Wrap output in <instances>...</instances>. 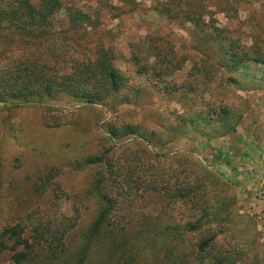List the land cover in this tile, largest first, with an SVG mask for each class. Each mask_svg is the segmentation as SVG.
<instances>
[{
	"label": "rangeland",
	"instance_id": "rangeland-1",
	"mask_svg": "<svg viewBox=\"0 0 264 264\" xmlns=\"http://www.w3.org/2000/svg\"><path fill=\"white\" fill-rule=\"evenodd\" d=\"M99 1L65 0L71 10L53 29L75 57L109 49L131 102L110 109L60 95L0 103V264H215L211 227L230 264H264V0ZM210 37L219 38L217 51ZM22 51L15 49L17 59ZM143 65L148 75L139 73ZM167 69L173 74L161 75ZM133 87L141 88L136 99ZM123 124L138 128L111 141ZM141 135L147 140L132 157L147 145L190 158L160 161L168 173L186 170L191 182L206 184L203 230L185 226L200 217L199 205L146 193L124 204L105 240L87 245L98 200L87 193L95 168L82 163L105 149L120 158ZM27 242L35 248L19 263Z\"/></svg>",
	"mask_w": 264,
	"mask_h": 264
},
{
	"label": "trees",
	"instance_id": "trees-1",
	"mask_svg": "<svg viewBox=\"0 0 264 264\" xmlns=\"http://www.w3.org/2000/svg\"><path fill=\"white\" fill-rule=\"evenodd\" d=\"M70 7L72 6L67 5L65 0H0V103L12 102L15 106H20L32 99H57L60 95L85 99L88 103L99 104L110 109H115L117 104L131 102L130 96L125 94L129 85L114 65L115 57L109 49L95 46L91 48L93 49L91 53L83 57H75L68 53L72 50L69 45L58 41L60 32L53 29V21L55 22V18L64 12H70ZM72 21L75 28L78 20L72 19ZM193 23L197 25L195 21ZM207 42H212L209 46L214 51L220 47L219 38L210 37ZM18 46L23 47L22 59H17L14 55ZM32 48L46 53L47 60L33 57L31 51L27 52ZM138 70L141 75L149 74L145 73L144 65ZM167 70L161 75L173 74L170 69ZM131 89L135 95L134 98L139 97L141 88ZM136 128L138 126L123 124L118 129L119 133L111 132L109 139L114 141V138H118L120 134L130 135ZM141 136L138 141L133 139L124 144L126 149L120 158L105 149L82 163L95 168L87 193L98 200V210L90 227L92 229L85 236L87 245L94 241L105 240L107 234L117 229V217L121 216L120 211L124 204L128 202L129 204L125 205H131L134 196L138 198L146 193L162 196L168 205H184L190 210L199 205L200 217L197 221H187L185 226L187 232L203 230L205 223H200V220L210 214L206 184L200 180L191 182L190 173L186 170L168 173L160 161L163 158L168 160L173 157L174 159L184 158V161L188 163L190 158L182 153L174 156L154 153L147 145L140 148L143 152L142 156L132 157L134 154L132 148L136 146V143H144L147 140L146 135ZM116 143L119 142L116 141ZM128 150L131 152L129 153ZM225 157L221 156L227 165H231L229 156ZM82 164H75L74 167L79 168ZM200 169L202 172L200 178H202L207 173V169L202 166ZM210 230L214 242L209 248L211 251L213 247V253H210L213 254L215 264H230L232 259L226 251L220 248L215 249L220 230L215 227H211ZM205 231L208 232V229ZM170 237L171 242L175 243L174 236ZM5 242L0 239L1 245ZM26 246V252L22 251L15 255L19 263L28 259L31 250L35 248V245L28 242ZM82 251L86 253L87 246ZM120 264L138 263L134 259H126Z\"/></svg>",
	"mask_w": 264,
	"mask_h": 264
}]
</instances>
